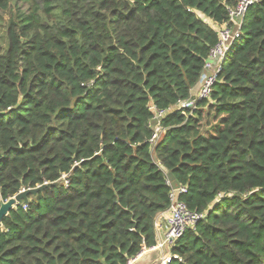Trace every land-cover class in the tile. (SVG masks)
I'll return each mask as SVG.
<instances>
[{
    "label": "trees",
    "instance_id": "1",
    "mask_svg": "<svg viewBox=\"0 0 264 264\" xmlns=\"http://www.w3.org/2000/svg\"><path fill=\"white\" fill-rule=\"evenodd\" d=\"M241 1H15L0 46V203L57 186L2 220L0 264H129L156 246L169 174L202 216L170 264H264V0L237 19L209 96L177 109ZM158 111L170 112L153 147Z\"/></svg>",
    "mask_w": 264,
    "mask_h": 264
},
{
    "label": "built area",
    "instance_id": "2",
    "mask_svg": "<svg viewBox=\"0 0 264 264\" xmlns=\"http://www.w3.org/2000/svg\"><path fill=\"white\" fill-rule=\"evenodd\" d=\"M256 0H242L239 4V7L236 11L231 12L232 20L236 22V27L231 29L223 30L220 33L221 41L218 47L212 52L210 61L206 64L205 70H210V75L206 77L204 82L202 83V87L200 89V95L198 99L207 98L210 94L211 88L213 86V83L215 82V78L217 73L219 72L220 67L222 66L223 61L231 51V48L233 46V42L241 37V31L240 26L238 24L237 19H241L244 14L246 13L247 9L249 8V5H251ZM238 21V22H237ZM230 31V32H229ZM214 66H213V65ZM194 99L179 102L177 105L178 110H184L188 108L194 107ZM153 110V108H152ZM170 111H158L155 112L154 116V122L155 127L153 134L149 140L150 145L153 147L156 146L157 141L159 140L160 136L164 132V128L159 125L160 119L167 115ZM170 183V182H169ZM23 190V189H22ZM187 190L186 188L180 187L178 190L171 191V194L169 195V201L170 205L169 207L158 213V216L155 220V230H158V226H163L165 228V233H163V240L156 248L158 251L162 250L164 246H171V248L174 246V244L177 242L178 238L183 234L184 230L187 227H191L197 224L198 220L201 219V215H195L191 212H189L186 209V206L183 202L179 201L178 196L181 194H186ZM25 207V205H22ZM154 249L152 248H149ZM145 247L142 248V250L139 252V254L132 260L129 261V264L133 263L137 257H139L140 253L145 250H149ZM176 259V256L172 254H168L167 256H163L161 258V262L159 264H170L171 260Z\"/></svg>",
    "mask_w": 264,
    "mask_h": 264
},
{
    "label": "rangeland",
    "instance_id": "3",
    "mask_svg": "<svg viewBox=\"0 0 264 264\" xmlns=\"http://www.w3.org/2000/svg\"><path fill=\"white\" fill-rule=\"evenodd\" d=\"M15 1L16 0H12V2L10 4V10H8V11L7 10L6 11L0 10V46L3 48L5 47V38H4L5 32L4 31H5L7 22L10 19L11 15L16 12V4H15L16 2ZM18 6L20 9H23V10L26 8L25 4L18 5ZM210 73H211L210 70H207L205 72V75L203 76V78H202V80L198 86V89L195 90V92H196L195 95L197 96L196 98L199 97L200 89L203 86L202 83L204 82L206 77H208L210 75ZM206 115H207V111L204 110L203 111V119L201 122V124H202L201 131L203 134H208V132L211 131V127L209 126L210 117L207 118ZM158 229L161 232L162 238H163V233H165V228L161 225V226H158ZM168 254H171V246H168V245L164 246L162 248V250H159V251L156 249L152 250L150 252L143 250L140 253L139 257H137L135 259V261L131 264H159L161 262V258L163 256H167Z\"/></svg>",
    "mask_w": 264,
    "mask_h": 264
},
{
    "label": "water",
    "instance_id": "4",
    "mask_svg": "<svg viewBox=\"0 0 264 264\" xmlns=\"http://www.w3.org/2000/svg\"><path fill=\"white\" fill-rule=\"evenodd\" d=\"M153 161L156 163L155 157ZM169 182L171 183V187L173 190H178L180 185L174 180L171 174L168 175ZM57 183H43L40 187L32 188V189H23L14 197H11L5 201L0 203V230L2 229V220L7 217L10 211L17 208V206H21L22 204H27L29 202L30 196H36L40 191H43L46 188L56 187Z\"/></svg>",
    "mask_w": 264,
    "mask_h": 264
},
{
    "label": "crops",
    "instance_id": "5",
    "mask_svg": "<svg viewBox=\"0 0 264 264\" xmlns=\"http://www.w3.org/2000/svg\"><path fill=\"white\" fill-rule=\"evenodd\" d=\"M204 75H205V73H204ZM204 75H203V76H204ZM203 76H202V78H203ZM202 78H201V80H202ZM201 80L199 81L198 85H197L196 87H194L193 90H192V93H191V98H192V99H193V98L195 99V98L197 97V96L195 95V93H196L195 90L198 89V86H199ZM155 233H156V236H155V237H156V242H157V243H156V246L153 247L154 249H151V250L149 249V250H147V252H150V251H152V250H155V249L158 247V245L161 243L162 239H163V238H162V234H161V232L159 231V229H158V230H155ZM161 238H162V239H161ZM155 247H156V248H155ZM156 250H157V249H156Z\"/></svg>",
    "mask_w": 264,
    "mask_h": 264
}]
</instances>
